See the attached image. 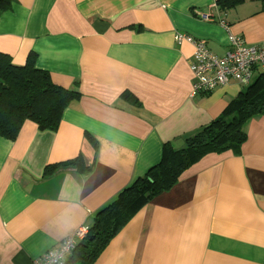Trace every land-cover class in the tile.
<instances>
[{"label":"crops","instance_id":"obj_1","mask_svg":"<svg viewBox=\"0 0 264 264\" xmlns=\"http://www.w3.org/2000/svg\"><path fill=\"white\" fill-rule=\"evenodd\" d=\"M0 52L29 55L80 98L56 131L26 122L0 137V264H34L156 167L165 146L223 116L244 86L192 96L194 47L230 50L228 32L264 43V0H8ZM203 16H208L206 21ZM77 86V87H76ZM239 151L213 152L145 205L94 264H264V117L243 125ZM80 160V165H66ZM65 164V165H64ZM59 166L50 177L49 166Z\"/></svg>","mask_w":264,"mask_h":264},{"label":"trees","instance_id":"obj_2","mask_svg":"<svg viewBox=\"0 0 264 264\" xmlns=\"http://www.w3.org/2000/svg\"><path fill=\"white\" fill-rule=\"evenodd\" d=\"M241 1L219 0V5L231 8ZM9 8L8 0H0V16ZM259 75L223 116L188 139L182 150L166 145L160 164L99 212L89 236L80 243L67 264H94L145 205L170 191L181 175L207 154L229 149L239 151L247 138L244 123L255 116L264 117V73ZM80 96L76 89L56 85L49 72L38 69L34 54L29 55L24 66H16L8 54L0 52L1 138L15 141L28 121L41 131H56L65 110ZM74 164L80 165V160L66 165ZM58 169L57 165L47 167L45 176H53Z\"/></svg>","mask_w":264,"mask_h":264},{"label":"built area","instance_id":"obj_3","mask_svg":"<svg viewBox=\"0 0 264 264\" xmlns=\"http://www.w3.org/2000/svg\"><path fill=\"white\" fill-rule=\"evenodd\" d=\"M202 19L209 21L208 16H203ZM220 25L228 32L230 45V50L224 56L213 54L202 40L187 34L175 35L178 44L186 42L194 47L190 66L194 76L192 96L211 93L231 82L246 86L251 82L254 74L264 73V43L247 45L242 37L231 33L224 21H220ZM89 234V227L78 228L71 236L65 238L58 248L48 251L34 264H67L73 252Z\"/></svg>","mask_w":264,"mask_h":264},{"label":"rangeland","instance_id":"obj_4","mask_svg":"<svg viewBox=\"0 0 264 264\" xmlns=\"http://www.w3.org/2000/svg\"><path fill=\"white\" fill-rule=\"evenodd\" d=\"M256 74H258V73H256Z\"/></svg>","mask_w":264,"mask_h":264}]
</instances>
